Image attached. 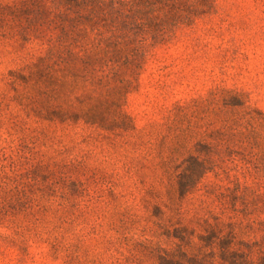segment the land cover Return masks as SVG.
Returning <instances> with one entry per match:
<instances>
[{"label": "rangeland", "instance_id": "obj_1", "mask_svg": "<svg viewBox=\"0 0 264 264\" xmlns=\"http://www.w3.org/2000/svg\"><path fill=\"white\" fill-rule=\"evenodd\" d=\"M20 4L0 0V21L11 15L7 5ZM16 15L21 21L25 16ZM13 31L11 42L0 37V96L6 90L14 94L2 77L46 54L37 35ZM222 90L233 95L211 100L212 91ZM177 106L187 110L169 128ZM125 110L139 131L151 130L158 139L189 129L194 145L210 141L213 131L237 132L232 139L240 140L238 146L221 150L229 160L222 164L225 171L207 174L197 191L179 196L182 207L172 222H184L196 235L206 234L209 224V237L234 230L238 241L264 246V0H215L211 13L153 48ZM84 128L36 123L18 104L0 98V264H159L156 252H127L125 246L115 252L120 235L111 226L116 214L127 212L128 236L153 239L149 220L158 210L155 203H142L145 189L155 184L153 166L146 162L139 175L129 172L131 155L120 144L97 134L86 141L84 135L94 130ZM207 148L202 156L211 154ZM160 240L169 244L165 234ZM202 253L217 264L223 257ZM236 258L264 264V252H240Z\"/></svg>", "mask_w": 264, "mask_h": 264}, {"label": "trees", "instance_id": "obj_2", "mask_svg": "<svg viewBox=\"0 0 264 264\" xmlns=\"http://www.w3.org/2000/svg\"><path fill=\"white\" fill-rule=\"evenodd\" d=\"M214 1L20 0V6H6L11 15L3 14L0 21V37L9 38L8 42L15 38L13 29L22 28L47 47L46 54L35 62L2 77L14 94L6 90L1 99L18 104L36 123L59 125L63 130L82 125L84 130H94L84 140L97 134L99 140L120 144L131 155L125 163L129 172L139 175V166L146 162L153 166L155 184L145 189L142 198L146 207L155 203L158 210L149 220L154 226L153 239L129 237L128 213L119 212L111 222L120 235L114 241L115 252H124L123 246L127 252H156L159 264H217L214 257L202 252H222L220 264H242L236 258L240 252H264L261 243L238 241L234 230L227 235L224 230L216 231L209 237V229H213L209 224L206 234L196 235L184 222H172L182 207L179 196L197 191L207 174L222 170V164L229 161L221 150L230 152L238 146L240 140L232 139L237 132L213 131L210 141L194 145L189 129H177L171 140L169 134L158 139L151 130L139 131L125 110L150 51L170 42L180 28L192 27L198 18L211 13ZM18 12L25 15L22 21L17 19ZM230 95L228 90L212 91L210 98L225 101ZM186 110L177 106L170 113L169 128ZM207 147L211 154L202 156ZM195 148L197 155L192 153ZM248 157L245 154L243 160ZM146 230L148 227L142 230L144 235ZM163 234L167 246L161 243Z\"/></svg>", "mask_w": 264, "mask_h": 264}]
</instances>
